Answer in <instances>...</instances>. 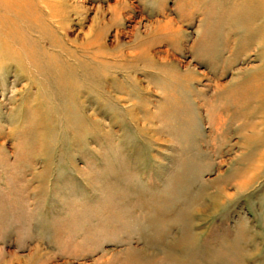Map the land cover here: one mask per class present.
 I'll use <instances>...</instances> for the list:
<instances>
[{
	"label": "rangeland",
	"instance_id": "374dc122",
	"mask_svg": "<svg viewBox=\"0 0 264 264\" xmlns=\"http://www.w3.org/2000/svg\"><path fill=\"white\" fill-rule=\"evenodd\" d=\"M26 2L0 0V264H264V0Z\"/></svg>",
	"mask_w": 264,
	"mask_h": 264
},
{
	"label": "bare ground",
	"instance_id": "6f19581e",
	"mask_svg": "<svg viewBox=\"0 0 264 264\" xmlns=\"http://www.w3.org/2000/svg\"><path fill=\"white\" fill-rule=\"evenodd\" d=\"M50 1V0H49ZM1 2L2 3H4V5L6 6V5H8V4H10V6H12V5H14V4H16L15 6L17 7L16 8V10H15V12L16 13H20V14H24V13H26L27 14V12L29 13V11L31 12V9L29 8L28 10H26L25 9V7L26 6H28V4H26L27 2H26V0H1ZM47 2V1H46ZM21 4H22V7H21ZM50 4V3H49ZM46 5V4H45ZM64 5V3L62 4L61 3V6H63ZM54 6V5H53ZM47 7V6H46ZM50 7H52V5L50 4ZM55 7V6H54ZM6 8H9L8 6L6 7ZM13 8V7H12ZM22 9H24L23 11H22ZM50 14H51V16H53V17H55L56 15H57V13H58V10H52V11H50L49 12ZM155 22H157L158 24H157V26H156V28L155 29H153V32L152 31H150L149 33L151 34H153L154 33V35L155 36H157L158 34H160L159 32H158V27H159V24H160V22L161 21H155ZM165 23H167V24H170V23H173L171 20H165L164 21ZM174 24V23H173ZM94 30V29H93ZM89 32V33H88ZM87 33H86V36H88V35H90V32H91V30H89ZM143 42H144V40H143ZM82 43H84L83 44V47L85 46V48L87 49V48H89L91 45H92V42H90V41H84V42H82ZM149 43V42H148ZM142 44V43H141ZM143 45V44H142ZM154 43H150V45H148V47L146 48V49H148L149 51L148 52H146L145 54L144 53H139V51L137 50V51H132V52H129L128 53V55H132L131 57H133V60H135V59H146V57L147 56H150V55H152V54H154ZM97 49L98 50H101L102 49V47L100 46V47H97ZM145 49V50H146ZM140 50V49H139ZM143 50V49H142ZM165 53H167L168 51L167 50H163ZM98 53H100L99 51H97ZM122 52V51H121ZM100 55H102V54H100ZM123 53H121L119 56H122L123 57ZM118 56V57H119ZM125 56V55H124ZM101 57H103V56H99V54L97 55V54H92V56H91V58L93 59V60H95L97 63H99L100 62V59H101ZM115 57V56H114ZM92 59H90L91 61H92ZM83 62V61H82ZM81 62V63H82ZM80 63V62H79ZM84 64V63H83ZM81 65V64H80ZM37 252V251H36ZM32 260L34 259V257L36 256L35 255V251L32 253ZM32 262V261H31ZM36 264H37V262H36Z\"/></svg>",
	"mask_w": 264,
	"mask_h": 264
}]
</instances>
